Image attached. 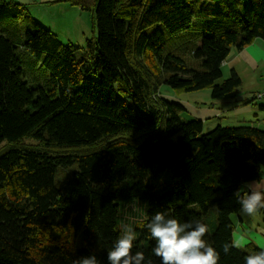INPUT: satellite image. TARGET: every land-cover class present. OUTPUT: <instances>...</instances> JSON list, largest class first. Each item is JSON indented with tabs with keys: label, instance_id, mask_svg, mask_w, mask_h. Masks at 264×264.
Wrapping results in <instances>:
<instances>
[{
	"label": "trees",
	"instance_id": "16d2710c",
	"mask_svg": "<svg viewBox=\"0 0 264 264\" xmlns=\"http://www.w3.org/2000/svg\"><path fill=\"white\" fill-rule=\"evenodd\" d=\"M66 1L97 28L79 55L32 20L28 4L0 0V264L90 254L108 264L122 222L138 233L133 252L161 264L146 228L158 211L207 224L219 264H244L264 248L237 245L231 215L243 182L264 173V129L203 132L159 88L233 94L242 80L231 69L218 82L221 66L233 49L264 40V0H217L225 13L207 22L194 21L192 0ZM25 63L49 72L42 86L24 80ZM132 204L140 213L125 209Z\"/></svg>",
	"mask_w": 264,
	"mask_h": 264
},
{
	"label": "rangeland",
	"instance_id": "374dc122",
	"mask_svg": "<svg viewBox=\"0 0 264 264\" xmlns=\"http://www.w3.org/2000/svg\"><path fill=\"white\" fill-rule=\"evenodd\" d=\"M14 2H21L28 4V9L30 16L37 23L51 29L58 38L64 42L72 43L77 49L75 50V55H79L85 46L86 40L91 39L93 36L97 35V28H93V16L92 13L83 10L80 7L71 4L66 0H7ZM190 7L193 8L195 17L194 21L207 22L208 20H214L218 18L222 13H225V8L223 6H218L217 0H192L189 1ZM206 9V11L210 10V19L205 18L202 15V10ZM205 12V10H204ZM32 28V25H29ZM181 36L186 39L188 37H192L193 34L191 31H184L180 33ZM239 67L243 70L241 77L242 84L241 86L232 94L237 98H240V101H243L246 105H249L251 108L249 115V119H245L243 121H235L233 116L231 115V111H227L228 113L223 114L219 119L215 120L214 125L205 126L203 132L209 131L211 128L216 126L219 122H222L221 126H231L236 124L243 125H253L258 126L261 129H264V98L262 99H253V95L264 91V78H258V72L253 71L250 68L240 64ZM222 77L218 80L221 82L223 79L230 76V67L223 64L221 66ZM50 74L47 70L43 69L40 64L37 67H32L28 64H23V78L26 82L31 86L40 85L42 86L44 81L49 78ZM258 78V79H257ZM160 94L166 98L164 95H170L173 98H183L187 97L194 102H207L210 104L212 101L211 91L209 88H204L201 90L195 91H177L170 87L169 85L162 84L159 88ZM230 96V95H227ZM225 96V97H227ZM170 100H174L169 98ZM224 99L227 98H217L214 99L218 101V103H223ZM176 101V100H175ZM180 117L184 120H188V116L186 112H181ZM243 122V123H241ZM6 141L0 142V153L5 150ZM262 169V168H260ZM263 175V173H262ZM243 189V187H242ZM125 209L133 211L135 213H140V206L137 204L128 205ZM240 211V210H239ZM233 213L231 216L233 218V223L237 233L234 236V242L240 246H246L248 243L253 242L257 247L264 248V233L263 230L259 229L257 225L260 224L264 226V210H261L254 216H246L241 213ZM241 213L244 216L246 221L245 230L241 229L238 223V215ZM128 213L122 216V219L126 220ZM264 228V227H263ZM258 230V232H257ZM238 234L242 235V238H239ZM245 238L248 243H244L243 240ZM259 245V246H258ZM248 252H253L252 249L245 248Z\"/></svg>",
	"mask_w": 264,
	"mask_h": 264
},
{
	"label": "clouds",
	"instance_id": "9594fccd",
	"mask_svg": "<svg viewBox=\"0 0 264 264\" xmlns=\"http://www.w3.org/2000/svg\"><path fill=\"white\" fill-rule=\"evenodd\" d=\"M240 211L254 216L264 209V182L259 179L243 182V191L235 193ZM155 241L152 253L161 264H219L220 253L205 239L208 225L200 220L181 222L167 212H156L146 224ZM138 233L131 224L121 223L120 235L107 252L108 264H152L143 251L133 252ZM232 246L223 245L227 254ZM73 264H100L95 254L73 260ZM244 264H264V249L246 255Z\"/></svg>",
	"mask_w": 264,
	"mask_h": 264
},
{
	"label": "crops",
	"instance_id": "0c3cea01",
	"mask_svg": "<svg viewBox=\"0 0 264 264\" xmlns=\"http://www.w3.org/2000/svg\"><path fill=\"white\" fill-rule=\"evenodd\" d=\"M203 1H206V0H203ZM218 6H220V3H218ZM208 13H210V10L208 11ZM223 64L225 66L227 64V66L230 67V69H234L239 74L242 73L243 71L239 67V65L243 64L244 66L250 68L253 71H257V72L259 71L257 73L258 78L260 77L264 78V40L261 38H255L251 44L245 46L243 49L239 51L233 49ZM164 96L166 97L167 100H170L169 98H171V99H174L171 101L176 100L177 102H179L184 107L183 112L187 113L188 118L200 119L203 124V129L205 128L206 125L207 126L214 125L215 120L219 119L223 114L228 113L227 112L228 110L231 111V115L233 116L235 121L244 122L245 119H249V117H246V115H249L248 113L251 110L249 105H246L243 101H240V98H237L236 96L232 94L230 96L223 97V98H227V99H224L223 103H218V101L212 99V101H209L211 102L210 104H207V102H194V100H191L190 98H187V97L173 98L170 95H164ZM221 123L222 122H219L218 124H221ZM259 180L261 182H264V173L261 179ZM232 221H233V218H232ZM238 223L244 232L246 228L244 224L246 223V221L244 219V216L241 213H239L238 215ZM257 227H258V230L261 229L263 230V233H264V228H263L264 226L258 224ZM236 233L237 231L234 226V231L232 233L233 239ZM238 236L239 238H242L241 234H238ZM243 240L245 241L244 243L250 242V241H247L245 238H243Z\"/></svg>",
	"mask_w": 264,
	"mask_h": 264
},
{
	"label": "built area",
	"instance_id": "2783aa9c",
	"mask_svg": "<svg viewBox=\"0 0 264 264\" xmlns=\"http://www.w3.org/2000/svg\"><path fill=\"white\" fill-rule=\"evenodd\" d=\"M253 97H254L255 99H262V98H264V91H262V92H258V93H256V94H254Z\"/></svg>",
	"mask_w": 264,
	"mask_h": 264
}]
</instances>
